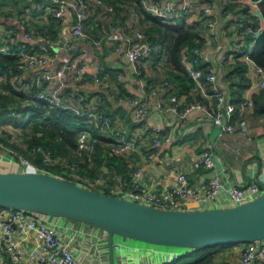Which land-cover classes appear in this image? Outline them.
<instances>
[{"label": "crops", "instance_id": "1", "mask_svg": "<svg viewBox=\"0 0 264 264\" xmlns=\"http://www.w3.org/2000/svg\"><path fill=\"white\" fill-rule=\"evenodd\" d=\"M0 0V41L9 40V44L16 46V50L24 49L26 43L37 49L39 44L45 45L47 52L53 56L52 62L56 68H62L69 64L84 61L86 70L83 77L74 81L70 79V70L66 69L67 87L62 91L75 105L78 103L75 97L83 94L87 101H102L107 113L112 117L113 126L127 132L139 131L143 133L144 139L139 150L134 154L112 155L108 146L102 143L103 148L94 155L92 149V160L85 162L83 157L72 162L79 164L81 170H87L91 176L96 172L104 173L106 182L104 185L94 183L92 189L109 193L111 189H117V195L122 197L121 192L129 193L131 185L132 170L129 167L131 156L137 157L143 166L142 187L144 190H161L171 185L176 176L175 170L186 173L194 186L206 183V173L215 171L217 177L228 180L239 186L248 185L253 179L264 185V111L260 110L261 99H264V90L255 94L257 106L246 117L247 126H238L233 133H221L219 127L207 121L198 111L189 115L181 116V109L186 103L203 99L200 90L188 82L190 88L185 87L181 81L180 74L172 71L168 64V56L165 53L153 54L154 63L143 58L139 69L141 77L146 82L145 99L149 100L151 110L145 120L137 122L132 119L131 106L126 101L127 95H142L139 89V78L135 72L129 71L124 63L122 54L116 50L114 44L104 42L101 46L95 44L94 40L102 37L112 22L117 21L124 24L127 29L136 30L151 25L145 17L135 19L127 9L117 7L112 17L100 8L93 9L86 20L87 31L92 36L88 40H78L73 36L72 24L76 21L75 15L68 11L64 20H58L50 12V0ZM23 1V2H22ZM116 4L120 1L105 0ZM164 1V0H160ZM198 1V0H192ZM226 0H215L214 17L217 20L214 31H207L205 22H199L193 18H186L190 24L196 25L203 34L202 46L208 56L207 64L213 65L217 71L218 85L220 88L231 93L230 86L233 83H248L256 80L257 75L253 66L248 65L239 57L224 59L235 49L236 33L232 30L234 18H227L223 13V2ZM10 5L9 9H3ZM35 7L34 10H32ZM245 9L252 16L258 17L260 27H264V18L259 4H244L236 6L229 11L232 16L241 15ZM243 15V20L247 15ZM239 20V19H238ZM248 25V21L245 22ZM205 24V25H204ZM146 30V29H144ZM203 30V31H202ZM25 32L33 35V40L28 41L24 37ZM259 31L248 34L249 45L254 48L255 37ZM50 47L48 49L47 47ZM103 66L102 76L111 82L114 89H104L101 85L92 82L95 66ZM243 66V67H242ZM40 69H28L21 73V79L33 90L44 89L53 91L59 88L58 83H47L43 80L38 82ZM123 75V78H119ZM169 81L170 86L166 89L164 82ZM247 86H245L246 88ZM244 88V89H245ZM241 92V97L244 92ZM158 94L153 95L151 92ZM176 95L181 100V109L173 111L170 109L171 95ZM123 97V101L120 99ZM242 99V98H241ZM162 101L163 108L157 109L155 104ZM148 126L147 130L144 127ZM161 125L164 128L163 142L159 148L153 147L152 128ZM4 140L10 136L2 135ZM211 152L214 159L212 169L195 168L193 162L203 152ZM155 153L156 158L148 161L150 153ZM9 163L0 158V172L11 171ZM176 168V169H174ZM254 173L253 178L251 174ZM120 193V194H119ZM10 208H0V220L8 215ZM63 237L70 240L72 248L80 259L86 264H114L121 259L128 264H140L161 258L158 251H150L146 243L132 238L116 237L115 242L122 245V249H114L111 254L109 235L106 231L95 228L84 222L72 219L56 217ZM21 245L26 250H31L35 245L36 238L33 231H17ZM245 243L220 248L214 257L226 264H238ZM191 259V258H190ZM0 264H17L0 248ZM26 264V263H18ZM259 264H264L263 260Z\"/></svg>", "mask_w": 264, "mask_h": 264}, {"label": "built area", "instance_id": "2", "mask_svg": "<svg viewBox=\"0 0 264 264\" xmlns=\"http://www.w3.org/2000/svg\"><path fill=\"white\" fill-rule=\"evenodd\" d=\"M215 0H122L116 4L108 3L105 0H50V12L58 20H64L68 11H71L76 21L72 24L73 36L78 40L91 39L87 31L86 20L93 9L100 8L114 16L117 7L127 9L135 18L140 19L144 16L143 12H148L163 21H175L179 17L193 18L199 22H205L206 30L214 31L217 20L214 17ZM236 3L237 6L244 4H259L260 0H226ZM34 10L35 7H32ZM223 13L227 18H234L232 21V30L236 33L235 49L229 55H224V59L239 57L248 65L253 66L257 75L256 80H251L244 89L242 99L235 102L230 92L222 89L218 85L217 71L213 65L207 64L208 56L203 50V34L196 40V46L191 49L186 46L180 58L181 65L185 68L190 82L195 89L200 90L203 99L192 101L181 107V100L178 96L171 95L172 105L170 109L179 111L181 116L185 117L193 111H198L207 121L219 127L221 133H233L238 126H247V115L257 106L255 94L264 90V68L258 65L251 53L252 48L249 45V31L247 24L241 15L232 16L229 11ZM239 19V20H238ZM204 24V25H205ZM263 27L259 28V32ZM203 31V30H202ZM24 37L32 41L33 35L25 32ZM255 41V40H254ZM95 44L101 46L104 42L114 44L123 57L126 68L132 73L135 72L140 80L139 89L142 95H127L126 101L131 106V116L134 121L145 120L151 110L149 100L144 96L148 94L146 82L141 77L139 66L143 58L148 57L151 63L154 59L153 54H158L159 46L151 43L143 28L129 30L127 27L114 21L109 26L107 32L102 37L94 40ZM9 40L0 41V53H10L17 57V69L20 74L12 77V84L15 89L22 92L29 98H39L47 103L73 110L77 114L85 115L91 124H93L104 135V141L108 146V151L112 155L134 154L139 150L143 133L139 131L127 132L113 126L112 117L107 113L102 101L89 102L83 94L76 98L75 105L72 101L62 94L67 87L66 69L70 70V79L80 80L86 70L84 61L80 60L76 64H69L62 68H56L52 62L53 56L47 52L45 45L39 44L37 49H18L12 50ZM145 47L142 52V48ZM229 60V59H228ZM206 66L204 67L203 65ZM38 68V82L41 80L52 83L56 82L59 88L53 91L44 89L33 90L21 79V73L28 69ZM103 66L97 64L95 73L92 75V82L101 85L104 89H114L111 82L102 76ZM119 78H123L120 75ZM165 89L170 86L169 81H165ZM211 86V90H209ZM157 95L156 91L151 92ZM144 95V96H143ZM149 95V94H148ZM123 97L120 99L122 102ZM162 101H157L155 107L163 108ZM148 126L144 127L147 130ZM164 128L156 125L152 128L153 147L159 148L163 142ZM18 147V148H17ZM93 144L90 141V135L87 131L82 132L78 138L77 154L79 157L92 160ZM41 156L45 164H52L59 167L58 175L53 174L48 168L40 167L32 157ZM0 158L7 161L11 166V171H35L56 175L76 183L82 187L92 189V184L104 185L106 178L104 173L96 172L93 177L87 170L82 171L81 166L70 162L62 157L55 156L50 149L42 145H28L21 141L16 135H11L9 139L4 140L0 135ZM156 154L150 153L148 161H153ZM214 159L209 151L203 152L193 162L195 168L212 169ZM129 167L132 170L131 185L132 191L129 193L121 192L123 198L130 199L145 205H150L166 209H211L217 207H232L257 198L264 191V185L258 180L253 179L246 186H239L228 180L214 177L200 186H194L186 173L180 170L176 171L175 180L171 185L165 186L161 190H144L142 187L143 166L135 156H131ZM176 169V168H174ZM254 178V173L251 174ZM94 190V189H92ZM101 192V191H99ZM105 193V191H102ZM117 195V189H111L109 193ZM120 194V193H119ZM57 216L47 215L41 212L25 209H11L6 217L0 220V248L11 258L14 263L26 264H86L75 254L70 240H66L55 221ZM63 218V217H61ZM33 231L36 242L31 250H26L20 243L17 231ZM147 244V243H146ZM150 251H158L162 255L154 261H147L140 264H174L178 259L187 253L189 248L170 247L162 245L147 244ZM113 248L121 250L122 245L119 242L113 243ZM264 261V239L247 242L244 244L242 254L238 264H259ZM117 264H128L123 259ZM207 264H226L221 263L218 258L213 257Z\"/></svg>", "mask_w": 264, "mask_h": 264}, {"label": "water", "instance_id": "3", "mask_svg": "<svg viewBox=\"0 0 264 264\" xmlns=\"http://www.w3.org/2000/svg\"><path fill=\"white\" fill-rule=\"evenodd\" d=\"M259 103L264 111V99ZM216 176L211 171L205 177ZM0 206L41 212L102 229L109 235L112 255L118 236L181 248L264 239V191L232 207L166 209L88 189L49 173L7 171L0 172Z\"/></svg>", "mask_w": 264, "mask_h": 264}, {"label": "trees", "instance_id": "4", "mask_svg": "<svg viewBox=\"0 0 264 264\" xmlns=\"http://www.w3.org/2000/svg\"><path fill=\"white\" fill-rule=\"evenodd\" d=\"M223 5H225L224 11H232L237 6L233 2H227ZM259 6L264 18V0H260ZM142 12L145 19L151 22V25L146 29L148 39L151 43L159 46V55L162 53L167 54L168 66L173 69L172 71L180 74L179 78L186 83V85H183L185 88L182 90H187V88H190L188 82L191 84L190 86H193V84L190 82L185 68L181 65L180 58L186 46L191 49L196 46V40L200 37V29L196 25L190 24L184 16L175 21L166 22L148 12ZM243 14L247 15L244 22L248 21L249 34L258 31L260 28L258 17L250 15L247 9L243 11ZM25 45L29 49L34 48L30 43ZM11 49L16 50V46H12ZM251 55L254 61L264 68V27L259 35L255 37V46ZM17 66L18 59L15 55L0 53V75L4 77V87L7 90H0V121L5 122L8 116L16 115L18 120H22L23 129L26 130L29 124L32 125V129L24 135L23 142L28 145H42L44 148L50 149L55 156L62 157L70 162L79 158L77 154L78 138L82 132L87 131L94 146V155H96L103 148L102 143L105 140L101 131L91 124L85 115L51 105L43 99L29 98L15 89L12 84V77L20 74ZM203 66L205 67L206 64ZM245 86L247 85L243 82L231 84V96L235 102L241 100V92ZM208 87L211 90V86L208 85ZM0 208L7 207L0 206ZM233 244L235 243L204 248H189L187 253L180 258L195 255L194 259H189L184 264H207L220 248ZM174 264H177V261Z\"/></svg>", "mask_w": 264, "mask_h": 264}, {"label": "rangeland", "instance_id": "5", "mask_svg": "<svg viewBox=\"0 0 264 264\" xmlns=\"http://www.w3.org/2000/svg\"><path fill=\"white\" fill-rule=\"evenodd\" d=\"M8 2L14 3V2H11L10 0ZM9 7H10V5H7L6 7H2V8L5 10L6 8L9 9ZM144 29H147V27H144ZM200 31H201V29H200ZM4 82H5L4 77L0 75V90L7 91L4 87ZM6 119L7 120H5V122L0 121V135H5V136L16 135L21 141H23L24 135L26 134V132L30 131L32 129L31 124H29L26 127V130L23 129L22 120L21 119L18 120L16 118V115L12 114V115L8 116ZM32 159L37 164H39L40 167L48 168L50 171H52L53 174L58 175V173H59V167L58 166L43 163L41 160V156L39 158V155H35L34 157H32ZM8 167H10V165ZM194 256L190 255V256L182 257L179 259V261H177V264H184L190 258H191L190 260L194 259Z\"/></svg>", "mask_w": 264, "mask_h": 264}]
</instances>
